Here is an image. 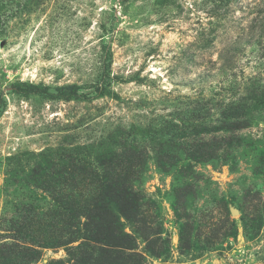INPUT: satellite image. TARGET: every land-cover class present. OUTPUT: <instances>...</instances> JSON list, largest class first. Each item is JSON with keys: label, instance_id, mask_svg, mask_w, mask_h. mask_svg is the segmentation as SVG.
<instances>
[{"label": "rangeland", "instance_id": "1", "mask_svg": "<svg viewBox=\"0 0 264 264\" xmlns=\"http://www.w3.org/2000/svg\"><path fill=\"white\" fill-rule=\"evenodd\" d=\"M0 264H264V0H0Z\"/></svg>", "mask_w": 264, "mask_h": 264}, {"label": "trees", "instance_id": "2", "mask_svg": "<svg viewBox=\"0 0 264 264\" xmlns=\"http://www.w3.org/2000/svg\"><path fill=\"white\" fill-rule=\"evenodd\" d=\"M230 111L231 112H236L237 111V113L235 114V115H233V118L235 119L234 120V122L235 123H238V118H239V116H240V114H242L243 113V115H244V113H245V110H243V109H241V107H239L238 109H230ZM238 113H239V115H238ZM239 125H240V123H239ZM125 190H122V191H120V193H119V197H118V195H116L115 194V196H112V198L113 199H120V201H122L123 203H125V206H124V208H120L118 205H120V201L119 200H117L118 202H117V207H118V210L119 211H121L123 214L125 213L124 211H125V209L128 207V205H129V203L132 201V200H129V193H127V191H125ZM135 200V199H134ZM124 209V210H123ZM95 220V219H94Z\"/></svg>", "mask_w": 264, "mask_h": 264}]
</instances>
